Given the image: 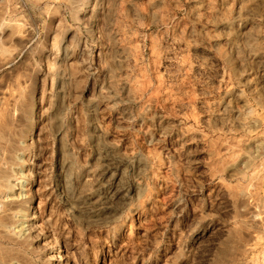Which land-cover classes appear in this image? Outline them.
<instances>
[{
	"label": "rangeland",
	"instance_id": "obj_1",
	"mask_svg": "<svg viewBox=\"0 0 264 264\" xmlns=\"http://www.w3.org/2000/svg\"><path fill=\"white\" fill-rule=\"evenodd\" d=\"M0 264H264V0H0Z\"/></svg>",
	"mask_w": 264,
	"mask_h": 264
},
{
	"label": "bare ground",
	"instance_id": "obj_2",
	"mask_svg": "<svg viewBox=\"0 0 264 264\" xmlns=\"http://www.w3.org/2000/svg\"><path fill=\"white\" fill-rule=\"evenodd\" d=\"M33 217H34V213L32 212V214L29 216V220H31V219H33Z\"/></svg>",
	"mask_w": 264,
	"mask_h": 264
}]
</instances>
